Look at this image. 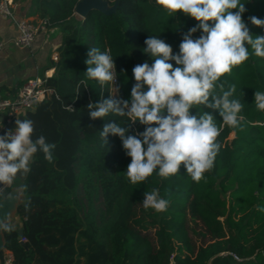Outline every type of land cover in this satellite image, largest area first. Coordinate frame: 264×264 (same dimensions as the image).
I'll return each instance as SVG.
<instances>
[{"label": "trees", "instance_id": "obj_1", "mask_svg": "<svg viewBox=\"0 0 264 264\" xmlns=\"http://www.w3.org/2000/svg\"><path fill=\"white\" fill-rule=\"evenodd\" d=\"M78 1L31 0L47 27L57 28L60 43L57 59L47 65L54 73L43 81L50 92L24 119L34 122L35 136H45L56 148L51 163L42 152L33 157L16 207L23 233L1 231L3 249L15 264H264V111L254 103L255 91L264 92V58L246 44L249 59L218 82L225 90L236 85L233 98L243 104L244 119L222 129L214 167L203 179L193 182L181 165L175 176L164 179L157 170L134 185L126 178L131 158L120 138L109 134L105 145L100 137L106 123L127 127L128 117L89 116L87 105L109 98L112 90L111 83L101 87L86 76L87 53L92 47L110 50L115 92L119 87L118 98L130 100L133 67L154 62L142 51L148 36L163 39L177 54L183 35L198 22L180 12L169 15L156 0H118L111 14L91 10L77 18ZM241 2L250 34L264 35V28L249 20H264V0ZM200 35L198 30L193 38ZM203 111L222 123L219 110ZM144 130L137 122L128 134ZM153 189L169 201L166 211L144 209V193Z\"/></svg>", "mask_w": 264, "mask_h": 264}, {"label": "clouds", "instance_id": "obj_2", "mask_svg": "<svg viewBox=\"0 0 264 264\" xmlns=\"http://www.w3.org/2000/svg\"><path fill=\"white\" fill-rule=\"evenodd\" d=\"M156 3L169 15L180 12L198 24L183 35L177 54L163 39L149 35L142 51L154 62L133 67L135 84L130 100L118 98L120 90L116 87V94L98 103L90 102L87 109L92 120L104 119L109 114L128 117L127 127L117 122L106 123L100 137L105 145L109 134L122 141L126 155L131 158L125 171L131 184L145 181L157 170L161 178L175 176L181 165L192 181L198 183L214 167L222 129L236 128L244 119L240 115L243 104L233 98L236 85L231 84L225 90V84L218 82L233 67L249 59L246 44L257 57L264 58V35L250 34L243 19L247 9L241 0H156ZM249 20L252 25L264 28V20L256 16ZM198 30L201 35L194 39ZM87 56L86 76L101 87L106 83L116 85V64L110 50L102 52L92 47ZM81 83L87 88L85 81ZM254 103L257 110L264 111V92L255 91ZM204 108L219 110L222 123L218 125ZM192 109H197L195 115ZM137 122L145 130L129 135L131 126ZM15 125L14 130L0 135V185L8 187L31 171L30 164L38 152L51 163L56 148L45 136H35L31 119H16ZM142 204L144 209L160 213L167 210L169 201L161 197L159 189H153L144 193ZM15 230L16 224L9 217L0 218V231Z\"/></svg>", "mask_w": 264, "mask_h": 264}, {"label": "crops", "instance_id": "obj_3", "mask_svg": "<svg viewBox=\"0 0 264 264\" xmlns=\"http://www.w3.org/2000/svg\"><path fill=\"white\" fill-rule=\"evenodd\" d=\"M13 2L16 18L26 17L33 21L40 20L36 8L31 5V0H13ZM75 16L79 17L76 14ZM16 34L15 22L11 18L0 16V39L3 42L0 50V98L13 99L27 80L44 79L54 73V68H47V65L53 55L57 54V47L60 43L57 28L46 27L45 30L38 32L30 47L15 46L12 41ZM24 114L25 111L20 112L16 119L19 116L24 117ZM1 123L3 124L2 120ZM9 127L14 130L16 125L11 123ZM0 134L3 135L2 130ZM24 177H18L11 188H20ZM17 200L18 203L23 201L21 188L18 191ZM10 215V219L16 224V229H21V219L16 211H12Z\"/></svg>", "mask_w": 264, "mask_h": 264}, {"label": "built area", "instance_id": "obj_4", "mask_svg": "<svg viewBox=\"0 0 264 264\" xmlns=\"http://www.w3.org/2000/svg\"><path fill=\"white\" fill-rule=\"evenodd\" d=\"M0 16L11 18L15 22L17 34L12 42L17 47H30L38 32L47 27V21L44 19L33 21L26 17L16 18L13 0H0ZM2 45L3 42L0 39V50ZM52 59L56 60L57 54H54ZM43 81L42 78L29 79L19 88L13 99L0 98V128L3 134L10 130L9 125L20 112L30 110L36 102L42 100L45 94L50 92L43 86ZM111 90L112 94L116 93L114 83H111ZM21 240L24 241L25 239L21 238ZM0 264H15L11 252L3 249Z\"/></svg>", "mask_w": 264, "mask_h": 264}, {"label": "water", "instance_id": "obj_5", "mask_svg": "<svg viewBox=\"0 0 264 264\" xmlns=\"http://www.w3.org/2000/svg\"><path fill=\"white\" fill-rule=\"evenodd\" d=\"M118 0H115L113 4H109L107 0H79L74 7V13L80 18H84L91 10H97L102 14L108 15L115 11ZM18 119L23 120V116H19ZM7 186L0 185V192ZM18 191L15 188H11L0 199V218L7 216L11 218L12 211H16V207L19 204L17 200ZM7 197V199H6ZM18 203V204H17ZM22 230L18 229V234L22 236ZM23 244V241H22ZM4 248V240L2 232L0 231V253ZM1 263V258H0Z\"/></svg>", "mask_w": 264, "mask_h": 264}, {"label": "rangeland", "instance_id": "obj_6", "mask_svg": "<svg viewBox=\"0 0 264 264\" xmlns=\"http://www.w3.org/2000/svg\"><path fill=\"white\" fill-rule=\"evenodd\" d=\"M77 18H79V17H77ZM231 137H232V135H229V138H231ZM4 191H5V189L3 191H1L0 194L3 193Z\"/></svg>", "mask_w": 264, "mask_h": 264}]
</instances>
